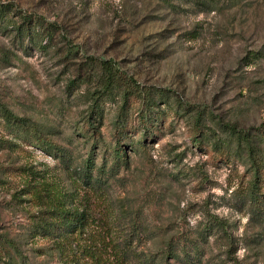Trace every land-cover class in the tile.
Wrapping results in <instances>:
<instances>
[{"label":"rangeland","instance_id":"rangeland-1","mask_svg":"<svg viewBox=\"0 0 264 264\" xmlns=\"http://www.w3.org/2000/svg\"><path fill=\"white\" fill-rule=\"evenodd\" d=\"M204 1L0 0L55 30L0 28V264H264V0ZM82 204L98 262L58 251Z\"/></svg>","mask_w":264,"mask_h":264},{"label":"trees","instance_id":"trees-1","mask_svg":"<svg viewBox=\"0 0 264 264\" xmlns=\"http://www.w3.org/2000/svg\"><path fill=\"white\" fill-rule=\"evenodd\" d=\"M183 3H189L196 6H205L204 0H180ZM9 9L7 6L1 5L0 6V22H4L7 20V13ZM21 22L17 26H12L8 30V27L0 26L4 31L11 32L19 39H26L28 40V44L33 49H37L42 53H47L49 45L52 43V39L55 38V30L51 28H44L41 29L38 26L41 22L38 19H30L28 17L21 16L19 19ZM20 48H22L20 46ZM26 49V47H25ZM256 55L251 54L249 60H255ZM22 120H19L17 127L19 128L20 132H26V128L24 127L27 125ZM121 151L118 150L114 153V158L116 160H120ZM93 165L91 163H86V168L90 169L91 171H86L83 175L82 181L80 183L84 186H90L91 180V172L93 169ZM84 187H82L83 189ZM80 208H84V204L78 206L76 209L70 210L69 209H55L51 211V219L57 222V228L60 229V233L58 236L59 245L58 251L61 256H65L67 258H74L76 256H80L81 258H89L94 261H100L103 257V252L106 253L105 249L107 246L109 248V235L111 227H104L102 223L97 222V225L94 227H89L95 223V221H89L90 216L88 215L85 209L81 210ZM81 210V211H80ZM56 224H52L55 226ZM54 229L55 227H51ZM173 254V253H172ZM173 258H177L176 255ZM155 264V262L151 259L148 261V264ZM180 264H191L190 262L180 263Z\"/></svg>","mask_w":264,"mask_h":264}]
</instances>
